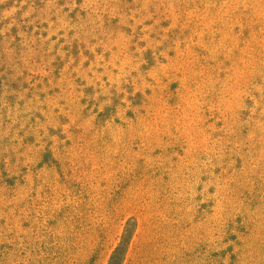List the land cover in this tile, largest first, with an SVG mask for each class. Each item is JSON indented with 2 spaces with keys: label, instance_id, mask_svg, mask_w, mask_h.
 <instances>
[{
  "label": "rangeland",
  "instance_id": "obj_1",
  "mask_svg": "<svg viewBox=\"0 0 264 264\" xmlns=\"http://www.w3.org/2000/svg\"><path fill=\"white\" fill-rule=\"evenodd\" d=\"M262 84L264 0H0V264H264Z\"/></svg>",
  "mask_w": 264,
  "mask_h": 264
},
{
  "label": "trees",
  "instance_id": "obj_2",
  "mask_svg": "<svg viewBox=\"0 0 264 264\" xmlns=\"http://www.w3.org/2000/svg\"><path fill=\"white\" fill-rule=\"evenodd\" d=\"M145 55H146V57L148 58V59H150L149 60V62H148V64H147V66L148 65H150V67H151V65L153 64L152 62H153V58H151L150 56H148V52L146 51L145 52ZM261 89H262V91H264V84H262V86H261ZM137 102V101H136ZM253 105V104H252ZM103 112L104 113H106V114H108V116L110 115L109 114V108L107 107V108H105L104 110H103ZM50 156H51V154H50V152L49 151H47L46 153H44V160L45 161H48V159L50 158ZM202 177V176H201ZM162 179H164V180H166L167 181V179L166 178H162ZM202 179H204V178H201V180ZM200 182V181H199ZM201 184H200V186L198 185V188H197V190L195 191V193H197L196 194V196H195V198H196V200H199L200 199V197H201V191H202V182H200ZM171 188H169V187H167L166 188V190H164L165 192L164 193H166V194H168L167 192H169V190H170ZM173 190V189H172ZM113 197V196H112ZM162 197H163V194H162ZM162 197H160V199H159V201H158V203H160V207H161V205L163 204V202L166 200V199H163ZM172 198H171V196L169 197V199H167L168 201H171L172 202V204H173V200H171ZM104 240V239H103ZM124 240V239H123ZM123 240H122V243L120 242L115 248H114V250L112 251V254L110 255V258H109V261L107 262V264H120V262H121V259H122V251H123V245H124V243H123ZM101 250H103V247L102 246H98V248H96V249H94V251H93V253H92V259L93 260H95L96 259V256L98 255V254H100V252H101Z\"/></svg>",
  "mask_w": 264,
  "mask_h": 264
}]
</instances>
